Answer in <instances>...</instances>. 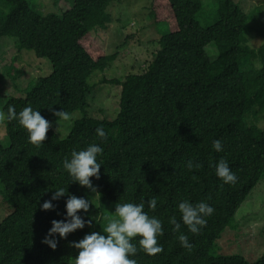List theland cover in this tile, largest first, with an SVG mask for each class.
<instances>
[{
  "label": "trees",
  "instance_id": "trees-1",
  "mask_svg": "<svg viewBox=\"0 0 264 264\" xmlns=\"http://www.w3.org/2000/svg\"><path fill=\"white\" fill-rule=\"evenodd\" d=\"M0 1L9 7L0 18V38L14 39L17 52H31L51 65L47 77L39 78L24 96L8 97L1 111L9 104L17 112L30 105L54 121L60 119L54 114L59 110L83 114L65 138L50 127L38 148L15 120L4 121L8 145H0V194L11 211L0 221V264H71L77 254L72 242L96 231L103 211L90 202L88 189L69 183L61 166L71 151L89 143L103 149L97 158L99 178H89L99 200L114 205L143 201L144 211L161 220V252L148 256L137 245L130 257L136 264H264V251L252 262L240 255L210 253L264 177V129L246 121L250 116L255 123L264 122V42L255 49L248 45L249 17L239 3L216 0L214 23L201 26L195 20L201 0H150L149 20L165 22L168 31L156 40L158 49L139 73L122 80L98 77L95 87L120 88L116 117L101 120L85 112L92 90L88 80L110 68L116 53L102 51L91 32L107 28V7L113 0H72L60 15H42L28 0ZM210 44L213 59L207 54ZM256 58L259 67L250 63ZM97 127L106 133L103 140L95 136ZM215 139L222 143L220 152L211 147ZM220 158L235 174L234 183L216 177L214 164ZM189 159L200 168L189 171ZM59 186L89 200L88 213L77 215L93 223L63 239L57 236L51 250L41 241L52 220L65 219L67 195L52 201L51 210L42 211L39 205ZM153 196L157 206L149 210L147 200ZM182 200L203 201L214 210L197 234L182 223L173 232L168 223L171 216L180 222L176 206ZM178 233L188 237L190 249L181 247ZM261 234L264 241V225Z\"/></svg>",
  "mask_w": 264,
  "mask_h": 264
},
{
  "label": "rangeland",
  "instance_id": "rangeland-1",
  "mask_svg": "<svg viewBox=\"0 0 264 264\" xmlns=\"http://www.w3.org/2000/svg\"><path fill=\"white\" fill-rule=\"evenodd\" d=\"M54 1V3H52ZM72 0H28L29 4L42 15L54 13L60 15L71 5ZM150 0H113L107 7L111 22L106 29H95L91 33L93 42L107 55L116 53V59L110 68L103 72L96 71L88 80L92 90L87 96L88 106L85 109L87 116L101 120H112L116 117L120 88L118 86L101 84L94 86L98 77L122 80L127 74L139 73L152 58V53L158 49V39L168 31L165 22L155 23L148 18ZM248 15L249 31L248 45L251 48L259 47L264 42V0H233ZM202 8L195 15V20L201 26H209L216 19V0H201ZM9 7L0 1V18L8 13ZM255 10V11H250ZM247 29V27H246ZM247 32V31H246ZM157 40V41H156ZM12 45V46H11ZM207 54L213 59L214 47H206ZM259 67L258 59L250 62ZM11 68V69H10ZM8 69V70H7ZM17 71L18 74L15 72ZM3 72H6L3 74ZM51 73V65L47 59L36 58L28 51L17 52L14 39L0 38V111L8 97H22L27 89L36 84L39 78L47 77ZM17 75V76H16ZM14 76H16L14 78ZM83 114L75 111L68 120L54 121L47 119L59 138H65L74 121ZM264 129V122L255 123ZM0 145L7 147L8 139L5 134V123L0 121ZM1 192V185H0ZM90 202L101 208L103 218L96 231H102L106 217L111 218L114 204L102 202L96 194L90 192ZM97 193V191H96ZM8 203L0 194V221L11 211ZM264 225V177L257 183L247 196L246 200L236 211L233 221L222 233L211 255H240L248 262L259 258L264 251V241L261 227ZM73 264V262L71 263Z\"/></svg>",
  "mask_w": 264,
  "mask_h": 264
},
{
  "label": "clouds",
  "instance_id": "clouds-1",
  "mask_svg": "<svg viewBox=\"0 0 264 264\" xmlns=\"http://www.w3.org/2000/svg\"><path fill=\"white\" fill-rule=\"evenodd\" d=\"M54 114L62 120L69 119V114L65 111L59 110ZM12 120H15L25 130L28 142L37 148L42 144L46 131L51 127L49 121L44 119L30 105L24 106L17 112L15 107L9 104L5 111H0V121ZM94 131L98 139L103 140L105 138L106 133L102 127H97ZM211 147L215 152H220L222 143L219 139H215L211 142ZM102 151L103 149L99 144L89 143L81 150L71 151L61 164L69 183L74 182L98 197L99 194L96 193V189L89 178H99L98 170L101 167V162L97 158ZM200 166L199 162L194 164L191 159L185 162V167L189 171L193 168L199 169ZM214 173L224 184H231L236 180L235 174L223 158L215 162ZM65 195H67L64 202L65 219L63 221L52 220L41 241L51 250L56 248L57 236L63 239L74 230L91 226L93 223L90 217L82 219L81 216L77 215L78 211L82 214L88 213L91 205L89 200L66 194V188L63 186L52 191L51 197L39 205L40 209L42 211L51 210L54 207L51 202ZM156 206L157 199L155 196L147 200L149 210H154ZM144 207L143 201L140 203L116 202L111 218L106 217L102 231H90L79 241L72 242L71 246L77 250L73 264H136V260L130 257L136 254L137 245L148 256L161 252V245L157 243V237L163 232L161 220L155 216H150L148 212L144 211ZM176 207L180 214V222H177L175 216L168 219L173 232H177L182 223L188 232L197 234L206 223L205 218L214 211L210 205L203 201L193 204L187 200H182ZM134 238L135 243L132 242ZM176 239L181 247L191 248L188 237L183 233H178Z\"/></svg>",
  "mask_w": 264,
  "mask_h": 264
}]
</instances>
